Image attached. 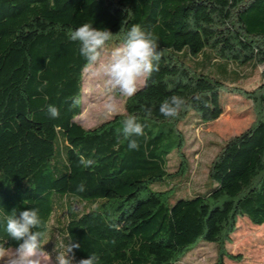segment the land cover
<instances>
[{
  "label": "trees",
  "instance_id": "16d2710c",
  "mask_svg": "<svg viewBox=\"0 0 264 264\" xmlns=\"http://www.w3.org/2000/svg\"><path fill=\"white\" fill-rule=\"evenodd\" d=\"M201 6L221 11L252 51L248 64L264 67V0H0V243H20L8 237L4 217L35 208L54 261L55 247L69 240L80 244L73 264L92 253L98 264H176L200 242L215 246L214 264L241 260L226 250L237 220L264 228V70L253 89L196 70L204 60L234 81L247 78L208 49L195 57L178 51L188 18L209 10ZM85 23L113 33L106 46L124 43L139 25L161 52L158 71L124 98L123 113L90 129L76 122L86 61L67 35ZM218 94L250 102L254 118L217 146L206 174L211 188L187 195L181 190L191 185V169L181 124L194 103ZM173 95L190 107L165 118L159 106ZM49 105L59 118H50ZM141 106L152 108L146 122ZM129 114L146 123L136 137L139 150L117 132ZM80 156L96 163L84 168ZM82 182L85 191L77 192ZM113 222L119 231L109 228Z\"/></svg>",
  "mask_w": 264,
  "mask_h": 264
},
{
  "label": "rangeland",
  "instance_id": "374dc122",
  "mask_svg": "<svg viewBox=\"0 0 264 264\" xmlns=\"http://www.w3.org/2000/svg\"><path fill=\"white\" fill-rule=\"evenodd\" d=\"M198 8L193 19L188 18L184 33L178 45V51L186 50L191 57H195L202 49L211 51L216 60L230 61L237 74L246 75L243 81H234L233 76H223L216 66L202 61L196 67L200 74L220 80L226 84H236L245 89H253L260 82V73L264 67H251L246 61L250 59V49L237 39L227 28L223 13L211 11L209 7ZM199 15V16H198ZM191 19V20H190ZM123 43L107 45L105 58L113 49ZM229 62V63H230ZM143 84L140 83L139 87ZM107 95L100 77L84 72L83 90L81 96V112L76 122L85 129H90L110 120L115 115L123 113V96L116 94L119 110L115 114H107L104 101ZM192 111L186 116L181 128L186 137V154L189 155L191 169V185L182 188V192H205L211 188L206 180L207 168L217 150V146L233 136L246 130L253 121V112L250 102L240 96L218 94L194 103ZM198 116V118H197ZM195 122H200L199 126ZM154 190L157 187H152ZM230 243L226 244L228 254L240 256L239 262L227 258L224 264H264V228L251 224L246 218H239L236 229L230 236ZM215 246L200 242L191 249L176 264H214ZM51 264L56 261L51 257Z\"/></svg>",
  "mask_w": 264,
  "mask_h": 264
},
{
  "label": "clouds",
  "instance_id": "9594fccd",
  "mask_svg": "<svg viewBox=\"0 0 264 264\" xmlns=\"http://www.w3.org/2000/svg\"><path fill=\"white\" fill-rule=\"evenodd\" d=\"M68 38L79 42L80 54L85 59L84 70L93 76L100 77L106 91L104 109L107 114H115L119 110L116 94L131 98L139 90L141 82L146 81L154 71H158V62L161 52L154 34L143 30L139 25H134L127 33L125 42L105 58L106 44L113 39V33L106 29H97L90 23H85L76 29H68ZM47 81L38 89L43 91ZM80 104L79 98H74L73 105ZM190 107L184 97L173 95L165 99L159 106V112L165 118L176 119L182 111ZM143 120L146 122L152 117V108L141 106ZM50 118L57 119L60 110L55 105L47 108ZM123 139L127 141L130 150H139L136 137L144 136L146 123H141V116L137 114L126 115L121 120ZM119 139V136H118ZM84 168L93 166L96 161L79 158ZM77 192L85 191L84 183L77 186ZM5 230L11 239L20 242L17 247L9 248L0 243V264H51V256L44 251V238L46 224L41 219L38 209L31 208L17 213L13 210L11 215L4 217ZM109 228L120 230L121 226L109 223ZM80 247L79 243L62 244L56 252V264H73L75 259L74 249ZM99 256L92 253L88 258L80 259L77 264H98Z\"/></svg>",
  "mask_w": 264,
  "mask_h": 264
},
{
  "label": "crops",
  "instance_id": "0c3cea01",
  "mask_svg": "<svg viewBox=\"0 0 264 264\" xmlns=\"http://www.w3.org/2000/svg\"><path fill=\"white\" fill-rule=\"evenodd\" d=\"M244 50H249V51H247V52H250L251 54L250 55H252V51L250 50V49H244ZM250 59H251V56H250ZM249 59V60H250ZM227 62H230V61H227ZM247 63H248V60L246 61Z\"/></svg>",
  "mask_w": 264,
  "mask_h": 264
}]
</instances>
